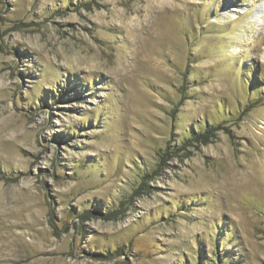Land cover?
<instances>
[{
	"label": "rangeland",
	"instance_id": "obj_1",
	"mask_svg": "<svg viewBox=\"0 0 264 264\" xmlns=\"http://www.w3.org/2000/svg\"><path fill=\"white\" fill-rule=\"evenodd\" d=\"M0 264H264V0H0Z\"/></svg>",
	"mask_w": 264,
	"mask_h": 264
},
{
	"label": "trees",
	"instance_id": "obj_2",
	"mask_svg": "<svg viewBox=\"0 0 264 264\" xmlns=\"http://www.w3.org/2000/svg\"><path fill=\"white\" fill-rule=\"evenodd\" d=\"M218 128H221V127H218ZM214 130L216 129H213V128H208L206 129L205 131L203 132H199L197 133L191 140H195L194 142H196L195 144L193 143H190V145H196V144H205L207 143L210 138H211V135L214 134ZM226 132H230L229 129H225Z\"/></svg>",
	"mask_w": 264,
	"mask_h": 264
}]
</instances>
